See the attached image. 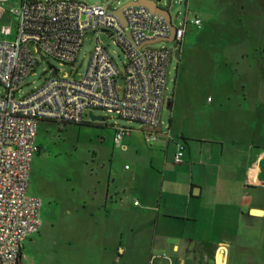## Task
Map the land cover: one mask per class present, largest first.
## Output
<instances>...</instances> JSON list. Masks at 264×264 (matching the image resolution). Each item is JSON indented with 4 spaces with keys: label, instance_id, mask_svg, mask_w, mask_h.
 Masks as SVG:
<instances>
[{
    "label": "crops",
    "instance_id": "obj_1",
    "mask_svg": "<svg viewBox=\"0 0 264 264\" xmlns=\"http://www.w3.org/2000/svg\"><path fill=\"white\" fill-rule=\"evenodd\" d=\"M254 1L221 0L213 15L243 36L220 39L205 81L185 77L166 98L168 124L155 128L143 163L133 167V176L145 178L134 192L108 180L97 206L95 189L90 205L84 201L85 238L102 243L86 248L97 255L90 264H264V39L248 35L262 30L264 0ZM7 17L0 4V21ZM131 133L114 144L135 145ZM179 142L184 153L175 163ZM124 197H134L129 218ZM24 242L18 264H33Z\"/></svg>",
    "mask_w": 264,
    "mask_h": 264
},
{
    "label": "built area",
    "instance_id": "obj_2",
    "mask_svg": "<svg viewBox=\"0 0 264 264\" xmlns=\"http://www.w3.org/2000/svg\"><path fill=\"white\" fill-rule=\"evenodd\" d=\"M10 25L0 26V264H18L22 244L38 231L41 199L27 193L31 160L40 119L83 122L95 109L139 121L147 143L156 138L159 113L166 100L167 66L180 53L188 22L201 26L198 16L174 25L175 46H153L170 36V22L144 4L123 6L121 18L108 5L81 0H21L11 6ZM103 32L113 38L126 56L119 69L97 37L85 73L78 79L56 71L33 90L16 95L24 78L37 63L36 54L62 63L75 62L85 33ZM122 79V84L118 80ZM119 144L131 128L114 125ZM184 144L177 143L173 161H182ZM127 167V165H126ZM137 202V201H136Z\"/></svg>",
    "mask_w": 264,
    "mask_h": 264
},
{
    "label": "rangeland",
    "instance_id": "obj_3",
    "mask_svg": "<svg viewBox=\"0 0 264 264\" xmlns=\"http://www.w3.org/2000/svg\"><path fill=\"white\" fill-rule=\"evenodd\" d=\"M8 12V17L1 19L3 24L12 27L14 37V15L9 11L11 6H18L20 0H0ZM88 4L108 5L114 9L129 0H81ZM237 6L238 0H231ZM255 2L254 0H252ZM248 2V0H247ZM221 0H158L157 4L166 8L174 25L182 24L184 18L190 20L200 16L201 26L188 22L181 42L180 61L178 54L173 53L167 66L165 97H172L177 85L181 86L185 77L187 82L205 81L204 77L212 73L215 60V46L220 39L240 38L244 32L227 30L222 25L223 16L213 15L220 10ZM255 11L254 6H251ZM205 13V14H204ZM262 25L260 26V28ZM251 39H264L262 30L248 33ZM106 46L119 69H123L126 56L121 47L110 36L103 32L85 33L77 51L75 62L62 63L49 55L36 54L37 63L24 78L16 95L25 94L39 87L50 74H67L69 78L78 79L86 71L96 38ZM175 40L160 41L153 46H175ZM122 84V79L118 80ZM4 89L0 83V94ZM95 115L103 117L100 121H91L88 114H83V122H61L51 119H40L36 126L35 143L39 150L34 153L29 170L27 193L41 199L40 221L38 232L33 233V241L26 240L24 255L33 264H90L97 255H85L86 248L98 249L102 243L85 238L86 212L84 201L90 205L93 190L95 206L98 205L100 189L109 180L110 183L122 184L126 192H134L135 185L144 177L133 176L131 171L136 164L143 163V149L149 148L144 141L142 125L136 120H127L113 112L95 109ZM171 108L164 101L159 113V122L164 130L168 124ZM114 125L132 128L136 136L135 145L127 148L113 142ZM136 146V147H135ZM140 152L137 154V150ZM146 157H144V163ZM125 165L131 166L129 170ZM114 178V179H113ZM134 197H124L123 216L133 215ZM79 205V206H77ZM91 207V206H90ZM77 211L74 212V209ZM27 239V238H26ZM105 245H107L105 243ZM110 248L115 246L110 244ZM99 257V256H98ZM26 262V260H23Z\"/></svg>",
    "mask_w": 264,
    "mask_h": 264
},
{
    "label": "water",
    "instance_id": "obj_4",
    "mask_svg": "<svg viewBox=\"0 0 264 264\" xmlns=\"http://www.w3.org/2000/svg\"><path fill=\"white\" fill-rule=\"evenodd\" d=\"M157 1L158 0H129L126 3L121 4L120 6L114 8V9H110V10L112 12H114L115 14H117L121 18V9L123 6L131 5V4H144L151 11L158 12L159 14L163 15L166 20H168L170 22V36L147 39L146 42H154V41H158L161 39L167 40V41H172L173 40L172 34L174 32L175 26L171 22V16L169 14V11L166 8L160 7L157 4ZM88 116H89L91 121H100L103 119V117L101 115H95L92 111H89ZM159 128H157V129H159Z\"/></svg>",
    "mask_w": 264,
    "mask_h": 264
}]
</instances>
